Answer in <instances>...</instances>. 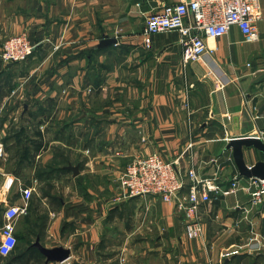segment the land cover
I'll return each instance as SVG.
<instances>
[{
	"label": "crops",
	"instance_id": "crops-1",
	"mask_svg": "<svg viewBox=\"0 0 264 264\" xmlns=\"http://www.w3.org/2000/svg\"><path fill=\"white\" fill-rule=\"evenodd\" d=\"M182 1L0 0V45L24 32L36 45L0 64V237L9 207H26L19 256L0 264L55 250L68 254L58 264H264V205L242 173L264 177V0L257 42L233 27L187 65L177 32L150 47L142 36L149 15ZM150 154L222 189L239 180L199 208L202 237L174 203L120 199L126 166Z\"/></svg>",
	"mask_w": 264,
	"mask_h": 264
},
{
	"label": "built area",
	"instance_id": "built-area-1",
	"mask_svg": "<svg viewBox=\"0 0 264 264\" xmlns=\"http://www.w3.org/2000/svg\"><path fill=\"white\" fill-rule=\"evenodd\" d=\"M262 18L259 0H185L166 5L161 12L149 15L142 36L145 45L150 47L152 36L177 32L183 48V62L187 65L212 53L206 38L226 36L233 27L239 28L247 43L257 42L258 22ZM35 48L36 45L26 33L13 35L0 48V64L26 62ZM5 158L6 148L0 140V160ZM120 183V199L152 195L163 202L174 203L176 209L184 212L187 219L186 234L190 239H198L204 233L198 217L199 208L239 189L237 178L229 189H222L217 185L216 178H201L194 169L183 174L179 169V158L166 161L157 154L134 157L126 166ZM186 187L187 192L182 195ZM251 187V203L264 205V178H251ZM33 193V188L24 189L26 201L30 200ZM25 212L26 207L11 206L7 210L6 223L1 229L0 255L9 256L15 251L18 245L15 223L20 214Z\"/></svg>",
	"mask_w": 264,
	"mask_h": 264
},
{
	"label": "water",
	"instance_id": "water-1",
	"mask_svg": "<svg viewBox=\"0 0 264 264\" xmlns=\"http://www.w3.org/2000/svg\"><path fill=\"white\" fill-rule=\"evenodd\" d=\"M253 140V139H252ZM257 141V140H255ZM255 167H251V169L249 167H246V170L245 172H242L244 175H248V176H255V177H260L259 175H256V174H250L253 170H254ZM264 178V177H262ZM45 256H47L50 260H57L59 262H65L68 258V254L62 250H55V251H50V252H47L45 254Z\"/></svg>",
	"mask_w": 264,
	"mask_h": 264
},
{
	"label": "rangeland",
	"instance_id": "rangeland-1",
	"mask_svg": "<svg viewBox=\"0 0 264 264\" xmlns=\"http://www.w3.org/2000/svg\"><path fill=\"white\" fill-rule=\"evenodd\" d=\"M46 1V0H45ZM50 2H51V0H50ZM47 3H49V2H47ZM24 33H26V32H24ZM22 34V33H21ZM27 34V33H26ZM9 38V37H8ZM8 38H6L5 40H3V43L8 39ZM3 45V44H2ZM2 45H0V47L2 46ZM28 61V60H27ZM26 61V62H27ZM47 67V66H46ZM16 70H18V68L16 69ZM33 85V84H32ZM18 251H20L19 249L16 251V253H18ZM40 261H41V263H39V264H58V262H57V260H50L48 257H46V256H41V259H40ZM77 261V260H76ZM76 263H78V262H76ZM34 264H38V263H34Z\"/></svg>",
	"mask_w": 264,
	"mask_h": 264
},
{
	"label": "trees",
	"instance_id": "trees-1",
	"mask_svg": "<svg viewBox=\"0 0 264 264\" xmlns=\"http://www.w3.org/2000/svg\"><path fill=\"white\" fill-rule=\"evenodd\" d=\"M14 252H15V251H14ZM14 252L11 254L12 257L15 256V253H14ZM18 256H19V255H17V253H16V256H15V257H16V260H17ZM41 256H42V255H40V254H38V255H33V257H32L33 262L38 263V264L41 263V261H40Z\"/></svg>",
	"mask_w": 264,
	"mask_h": 264
}]
</instances>
